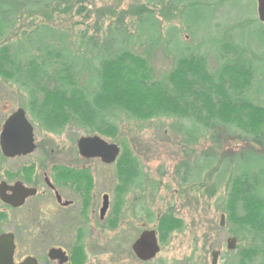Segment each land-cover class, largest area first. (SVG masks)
Listing matches in <instances>:
<instances>
[{"label":"rangeland","instance_id":"374dc122","mask_svg":"<svg viewBox=\"0 0 264 264\" xmlns=\"http://www.w3.org/2000/svg\"><path fill=\"white\" fill-rule=\"evenodd\" d=\"M54 1L34 11L20 12L11 30L0 42L18 40L22 33L47 25L53 31H45L44 37L63 35L61 38L66 40H61L71 45V49L68 48L70 60L78 66L87 67L93 52L80 54L74 49L79 46L80 50L86 47L92 51L94 46L96 50L104 47L110 50V42L113 45L116 43L115 32L118 30L137 34L138 16L131 14L129 9L146 3L144 0H85L82 4L84 9L79 13L77 8L80 4L74 3L75 0L61 4ZM170 1L154 0L146 4L159 20L161 39L158 44L150 51L144 39L143 45L133 47L137 53H150L156 80L172 68L173 62L170 56H166L163 49L166 45L162 40L171 25L177 28L178 37L185 46L208 50L211 70L218 66L213 46L226 35L264 55V27L261 25L264 23L258 18L256 0H211L215 10L213 17L206 7L189 13V21L198 23V27L193 26L198 31L185 24V16L181 17L182 20L175 16ZM82 44L83 47H80ZM255 61L258 69L255 89L260 95H253V98L255 102L264 104V59ZM40 84L44 85V79L40 80ZM28 104L26 92L19 84L0 76V129L7 114L19 107L26 110L33 125L36 149L27 161L41 160L44 172L49 175L54 164L79 168L81 195L77 211L79 208L84 210L82 219L86 224L83 264H211L212 251H219L216 264H246L243 263L246 249L251 246L262 249L255 235L247 236L237 231L224 210L236 163L239 168L262 164L255 153L248 150L237 156L236 162L227 160L242 147H253L263 152L264 142L255 144L241 136L240 128L223 123H214L211 128L207 123L196 131L188 132V122L177 117H158L142 122L120 115L117 118L119 130L116 139L88 132L72 121L62 131L54 133L34 122L26 109ZM179 124H182L181 128ZM94 134L107 142L116 143L121 151L128 148L137 158L141 175L135 185L119 179L115 162L105 164L99 158L80 156L77 139ZM210 158L211 163L198 178L195 177L192 168L202 160L210 161ZM104 193L109 195L110 200L101 220L98 210ZM165 212H171L182 222V226L162 240L156 231V223ZM22 222V225L17 222L0 224L4 230L13 227L11 230L19 236L20 251L38 249L45 252L51 245H66L74 239L75 232L71 229L61 235L47 237L44 234L43 238L37 221L25 219ZM56 225L51 224V228ZM144 229H154L160 245L159 252L149 261L139 260L131 249L133 240ZM57 233H61L58 228ZM233 236L237 238L235 247L228 249L227 239ZM261 260H264V254L255 263Z\"/></svg>","mask_w":264,"mask_h":264},{"label":"trees","instance_id":"16d2710c","mask_svg":"<svg viewBox=\"0 0 264 264\" xmlns=\"http://www.w3.org/2000/svg\"><path fill=\"white\" fill-rule=\"evenodd\" d=\"M52 1L0 0V39L11 30L20 12L40 9ZM66 1L54 2L61 4ZM84 1H74L80 4L77 8L79 13L84 9ZM144 1V5L129 9L131 14L138 16L137 34L118 30L115 32L116 43L110 42V50L107 47L96 50L94 46L92 51L86 47L80 50L79 46L74 49L80 54L93 52L89 66H78L72 62L68 52L71 45L61 40L66 38H61V34L44 37L45 31L53 29L39 25L31 32L22 33L18 40L0 42V76L25 90L28 114L48 132L59 133L72 121L88 132L116 139L120 115L142 122L158 117H177L188 122V132L196 131L207 123L208 128L214 123H223L240 128L241 136L255 144L263 143L264 104L255 102L253 95H260L255 89L258 83L255 60L264 59V55L226 35L213 46L218 66L211 70L208 50L185 46L178 37L177 28L171 25L162 40L166 45L164 52L173 62L172 68L156 80L150 53H137L133 48L147 42L151 51L161 39L159 20L146 6L154 0ZM170 4L175 16L181 20L185 16V24L189 28L198 27V23H190V12L206 7L213 17L215 11L211 0H171ZM202 23L205 27V21ZM202 39L204 44L205 39ZM41 79H44V85L40 84ZM243 124L250 127L245 128ZM181 126L179 124L178 127ZM200 130L204 131L203 128ZM242 148L227 161L236 162L237 156L248 150L255 153L262 164L239 168L236 163L224 212L237 231L247 236L255 235L263 249L264 151ZM211 160H202L192 168L195 177L202 174ZM115 165L120 180H128L130 185H135L140 179L137 158L128 148H123ZM181 226L179 219L171 212H165L157 220L156 231L163 240ZM262 249L254 246L246 249L243 263L256 264L255 260L264 254ZM72 260L74 264L85 262L83 247ZM258 264H264V260Z\"/></svg>","mask_w":264,"mask_h":264},{"label":"flooded vegetation","instance_id":"af4514ba","mask_svg":"<svg viewBox=\"0 0 264 264\" xmlns=\"http://www.w3.org/2000/svg\"><path fill=\"white\" fill-rule=\"evenodd\" d=\"M11 113L7 114L4 121ZM34 151L15 156H5L0 148V224L17 222L22 225V221L25 219H32L40 225L42 237L44 234L47 237L61 235L71 229L75 232L74 239L66 245H51L44 252V250L38 249L20 251L19 236L11 230L13 227L5 230L0 227V236L3 234L12 235L14 244L12 261L14 264L21 263L27 257L34 258L38 264H74L72 259L80 250L81 243L84 252L86 251L83 245L86 227L82 219L84 210L79 208L77 211L79 194L81 193L79 168L69 166V168H64L65 166L59 167L54 164L49 175L44 172V164L41 160L27 161ZM53 170L56 174L53 173ZM58 170L59 172H57ZM44 205H46L45 210ZM99 219H101L100 214ZM51 224L57 225L53 226V229ZM57 228L61 233H57ZM51 249L58 250L59 255L54 258L49 257L48 252Z\"/></svg>","mask_w":264,"mask_h":264},{"label":"water","instance_id":"95a60500","mask_svg":"<svg viewBox=\"0 0 264 264\" xmlns=\"http://www.w3.org/2000/svg\"><path fill=\"white\" fill-rule=\"evenodd\" d=\"M257 14L261 22L264 23V0H256ZM77 151L84 158H99L103 163H113L120 153V147L116 143L107 142L101 136L94 134L81 136L76 142ZM36 147L34 141L33 125L26 117L24 108L19 107L13 111L2 125L0 132V148L5 156H15L34 151ZM109 206V196L104 194L102 205L99 210L102 219ZM223 214H221L220 225L223 224ZM237 238L235 236L227 239V248L233 249ZM14 244L12 235L3 234L0 236V264H14L12 261ZM131 249L135 256L141 261H149L156 256L160 250L157 233L154 229H144L133 240ZM58 250L51 249L49 257L54 258L59 255ZM63 253V252H62ZM219 251H212L211 264H216ZM66 259V257H65ZM19 264H38L32 257H27Z\"/></svg>","mask_w":264,"mask_h":264}]
</instances>
